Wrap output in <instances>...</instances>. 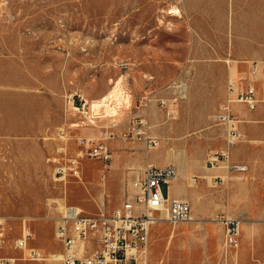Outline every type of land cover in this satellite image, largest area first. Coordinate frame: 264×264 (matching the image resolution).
Instances as JSON below:
<instances>
[{"label":"rangeland","instance_id":"obj_1","mask_svg":"<svg viewBox=\"0 0 264 264\" xmlns=\"http://www.w3.org/2000/svg\"><path fill=\"white\" fill-rule=\"evenodd\" d=\"M172 4L181 18L167 14ZM0 57V260L55 264L62 207L112 211L124 199L128 171L144 159H167L184 173L178 181L196 215L153 225L147 264H220L219 232L208 235L220 229L212 216L264 218V0H0ZM252 61L260 65L259 101L254 110L236 105L242 138L229 150L230 163L248 170L207 171L212 155L226 150L224 127L212 115L231 76L249 82ZM122 73L129 100H113L117 115L91 123L90 113L69 108L70 94H82L89 106ZM134 117L147 120L158 148L146 153L129 133ZM110 133V161L83 158L81 179L54 176L56 161L79 151V137ZM63 137L66 155L59 152ZM208 172L225 178L200 176ZM162 191L171 195L172 184ZM24 226L31 233L27 248L43 259L15 246Z\"/></svg>","mask_w":264,"mask_h":264},{"label":"built area","instance_id":"obj_2","mask_svg":"<svg viewBox=\"0 0 264 264\" xmlns=\"http://www.w3.org/2000/svg\"><path fill=\"white\" fill-rule=\"evenodd\" d=\"M259 67L257 61L250 63L248 76L244 78L249 81L248 83L244 84L243 79L237 76L228 79L225 96L212 115L215 124L224 127L226 150L215 152L208 161V167H223L227 171L236 172L248 170L244 163H230L229 150L242 138L239 129L240 119L235 113L236 105L243 104L247 109L254 110L259 101L254 85ZM159 102L164 104L161 99ZM67 103L69 108L81 110V113L88 115V101L82 94H70ZM172 111H169L171 115ZM90 116L91 114L88 117L89 122L93 123L96 118ZM128 128L133 137L144 143L146 153L159 145L158 138L148 133L146 119L134 117ZM128 138V135H124L122 140L126 141ZM111 139H114L113 133L100 139L79 137L77 139L79 151L73 156L57 160L53 169L54 176L59 180H66L67 177L81 179L80 165L83 158L110 161L112 154L108 141ZM63 140L65 142L59 152L66 155L67 140L65 137ZM220 161L226 163L220 165ZM128 172L130 176L125 185L124 199L112 211L104 210L91 214L77 205L62 207L55 221L54 235L60 243L59 251L53 254L55 264H147L152 226L162 222L177 225L192 219L191 204L187 199H170L162 191V185L168 186L179 177L174 164L158 165L146 162L142 169ZM104 178L102 175V179ZM213 178L222 179L217 175ZM197 179L198 177L193 175L189 182L196 184ZM212 220L221 222L224 226L222 254L227 258L239 245L243 220L223 214ZM30 237L29 228L24 226L15 246L26 250L31 259L42 258L39 251L27 248ZM9 262L8 259L0 260V264Z\"/></svg>","mask_w":264,"mask_h":264},{"label":"crops","instance_id":"obj_3","mask_svg":"<svg viewBox=\"0 0 264 264\" xmlns=\"http://www.w3.org/2000/svg\"><path fill=\"white\" fill-rule=\"evenodd\" d=\"M0 73H2L1 57H0ZM235 75H236V73H235ZM237 109L238 108L236 107L235 110H237ZM238 110H242V107L239 106ZM153 149H155V148H153ZM146 162H152V163L157 164L155 161L149 160V159H144L142 161L138 160L137 168H135L134 170L138 171V170L142 169V167L144 166V164ZM168 162L169 161L166 159L165 161H163L161 164H158V165H164V164H167ZM114 167H117V166H114ZM204 168L207 171L213 170V171L217 172L219 170V168H212L211 169V168H208L206 166ZM179 173L184 175V173H181V172H179ZM200 176L202 178L206 177V179L209 176L214 177V175L211 173L209 174V172L208 173H202V174H200ZM171 184L173 186V191L171 192L172 194L168 196L170 199H173V198H175V199H187L189 201V199L187 198L188 193L186 190H183L180 188V184H179L178 179L173 181ZM190 204H191V202H190ZM191 212H192V216H194L192 205H191ZM219 214H223L225 216H232V217L241 218L237 214H229V213H223L222 212V213H217L216 215L212 216L211 219H213L214 217H216ZM195 217H196V215L194 216V218ZM241 219L243 221H242V225H241V233L239 236V245L236 248V250L234 251V253L230 254L227 258H224L223 262L221 261L220 264H264V218L258 219V220H253V219L247 220L246 218L245 219L241 218ZM217 226H219L220 229L209 230L208 235L210 234V235L214 236L217 232H219V235L217 236L218 241H219V238L221 237V242H223L224 226L221 222L219 224H217ZM209 227H210V225H209ZM150 241H151V232H150ZM218 245L221 247L222 244H218ZM206 252H207V250H206ZM222 256H223V254H221V258H222ZM40 259H43V258H40ZM40 259H35V260H40Z\"/></svg>","mask_w":264,"mask_h":264},{"label":"bare ground","instance_id":"obj_4","mask_svg":"<svg viewBox=\"0 0 264 264\" xmlns=\"http://www.w3.org/2000/svg\"><path fill=\"white\" fill-rule=\"evenodd\" d=\"M173 5V4H172ZM170 7L169 10H167V14L172 17H182V12L181 9L176 6L175 4ZM166 15V14H165ZM168 17V18H169ZM170 26V25H169ZM128 64V63H127ZM126 65V64H125ZM128 74V73H127ZM126 75L124 73H122L116 80H111V78H109L111 81L110 83L112 84V87L108 90V92L106 94H104L103 96H101L99 99H93L90 102L89 105V113L91 114L90 117L93 118H108V117H113L115 115L118 114V107H117V102L116 104L114 103V105L112 106V102L113 100H119V97L122 95L123 93V80L124 77ZM237 75H233L231 77H236ZM125 94V93H124ZM122 97L124 99H126V101L129 100L128 94L127 95H122ZM184 97V96H183ZM115 102V101H114ZM120 102H118L119 104ZM126 106V105H125ZM129 106V105H128ZM86 117V116H85ZM102 120V119H101ZM75 126H78L77 124H75ZM95 126V125H94ZM110 126V125H109ZM113 126V125H112ZM93 138V137H90ZM103 138V137H102ZM160 144V143H159ZM158 146L154 147V148H158ZM171 150V149H170ZM175 152V151H173ZM185 166H183L184 168ZM187 167V166H186ZM205 167V166H203ZM213 168H218V167H213ZM181 172V171H179ZM182 173V172H181ZM188 174V173H187ZM191 176V175H190ZM213 178V176H209L208 178ZM223 178H225V176H222ZM206 178V177H204ZM187 179V178H186ZM67 181V180H66ZM195 218L192 216L191 220H194ZM190 220V221H191ZM189 222V221H188ZM187 223V222H186ZM172 235V234H171ZM170 240V239H169ZM169 243V242H168ZM170 245V244H169Z\"/></svg>","mask_w":264,"mask_h":264}]
</instances>
